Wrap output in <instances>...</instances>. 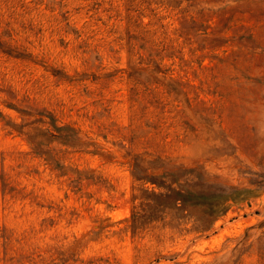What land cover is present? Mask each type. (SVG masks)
I'll use <instances>...</instances> for the list:
<instances>
[{"label": "rangeland", "instance_id": "1", "mask_svg": "<svg viewBox=\"0 0 264 264\" xmlns=\"http://www.w3.org/2000/svg\"><path fill=\"white\" fill-rule=\"evenodd\" d=\"M0 264H264V0H0Z\"/></svg>", "mask_w": 264, "mask_h": 264}]
</instances>
